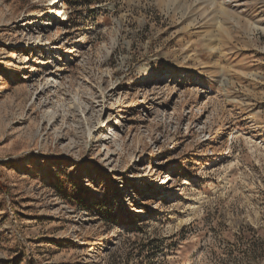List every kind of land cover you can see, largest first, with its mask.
I'll use <instances>...</instances> for the list:
<instances>
[{"label": "rangeland", "instance_id": "rangeland-1", "mask_svg": "<svg viewBox=\"0 0 264 264\" xmlns=\"http://www.w3.org/2000/svg\"><path fill=\"white\" fill-rule=\"evenodd\" d=\"M259 235L264 0H0V264H264Z\"/></svg>", "mask_w": 264, "mask_h": 264}, {"label": "trees", "instance_id": "trees-1", "mask_svg": "<svg viewBox=\"0 0 264 264\" xmlns=\"http://www.w3.org/2000/svg\"><path fill=\"white\" fill-rule=\"evenodd\" d=\"M75 194L74 192L71 193V196ZM242 233H253V234H259L260 231L258 229H255L252 226H245L241 229ZM261 235L258 236V239H261V245L254 246L252 250H256L257 252L260 250L264 255V238H260Z\"/></svg>", "mask_w": 264, "mask_h": 264}, {"label": "bare ground", "instance_id": "bare-ground-1", "mask_svg": "<svg viewBox=\"0 0 264 264\" xmlns=\"http://www.w3.org/2000/svg\"><path fill=\"white\" fill-rule=\"evenodd\" d=\"M174 72V70L173 69H165V73H173Z\"/></svg>", "mask_w": 264, "mask_h": 264}]
</instances>
